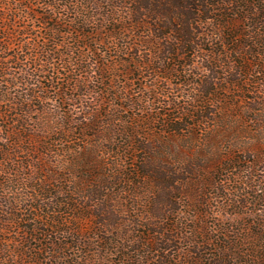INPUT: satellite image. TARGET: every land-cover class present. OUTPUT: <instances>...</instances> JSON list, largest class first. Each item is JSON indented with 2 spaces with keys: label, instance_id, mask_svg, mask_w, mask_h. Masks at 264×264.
Instances as JSON below:
<instances>
[{
  "label": "rangeland",
  "instance_id": "rangeland-1",
  "mask_svg": "<svg viewBox=\"0 0 264 264\" xmlns=\"http://www.w3.org/2000/svg\"><path fill=\"white\" fill-rule=\"evenodd\" d=\"M103 1L0 0V28L3 29L0 38H4L0 40V47H3L0 65V264H118L120 260H126L124 254L130 249L127 247L142 248L144 239L159 242L160 236L154 228L153 234L152 230L151 233L146 230V225L139 224L146 221L157 225L159 222L193 224L202 221L208 224L209 230L216 225L224 227L226 230L223 232L231 243H241L244 250H247L244 240L251 237L254 239V251L250 249V253L254 252L259 257L254 261L262 264L264 25H256L253 16L241 23V33L255 37L244 40L251 48L243 50L242 55L235 56L228 51L226 56L210 57V47L204 46V50H198L195 57L191 54V58L178 60L180 64L177 68L182 70L178 77L161 82H155L149 74L138 70L126 73L128 68L135 69L134 59L140 60L136 57L138 52L148 55L147 47L139 50L122 48L123 41L108 40L104 34L95 37L98 43L93 40L87 42L89 50L80 48L79 40L64 39L60 35L53 38L62 43L54 47L58 51L92 52V69L97 70L94 81L91 79L92 85L89 84L92 95L80 99L77 95L87 90L81 86L77 91L71 89L69 100L65 95L56 98L54 91L44 92V100L40 99L38 88L32 86L35 82L30 79L25 84L28 73L36 74L37 79L42 73L43 63H34V57L41 53L37 45L53 47L54 40L49 31L58 26L55 20L71 23L79 19L76 9L80 12L88 9L85 14L88 15L89 11L93 14V5H102ZM256 19L257 22H264V14L256 16ZM116 45L119 47L116 48ZM230 49L232 51V47ZM158 50H152L156 52V57ZM260 50L262 56L251 54ZM185 63L191 65V73L186 74ZM72 68L68 66L66 74L61 76L65 87L69 79L72 83L82 76L80 70ZM215 72L219 74L218 86L207 85L206 88V92L213 94H206L205 100L192 101L190 105L186 90H195V86L188 89L183 83L189 79L196 85L197 82L210 84L209 75ZM239 72L243 74L241 77L236 76ZM114 75L120 77L113 80ZM111 83L120 87L118 93L123 94L129 89L137 106H133L134 102L130 99L110 98L106 87ZM125 84L127 86L123 89ZM49 85L50 81L44 79L40 88ZM27 95H31L28 97L32 102H26ZM162 95L175 99L172 107L164 104L165 97ZM151 97L157 99L154 104L144 102ZM25 103L31 109L28 127L19 123L24 110L22 104ZM175 104L178 106L175 107ZM119 105L125 106V109L117 108ZM193 105L203 106L205 111L198 112L199 109L193 108ZM46 109L50 112L45 116L43 112ZM111 109L112 114H108ZM164 113H168L170 119L181 117L184 120H175L164 128ZM188 114L195 115L196 120H191ZM140 119L148 123V135L135 134V123ZM192 123L196 124L193 126ZM49 125H55L56 129H53L59 134L47 133L44 135L46 138L31 144L30 135L36 138L40 131L52 129ZM177 127L182 129L171 134V130ZM163 129L166 131L162 132ZM125 130L132 131L134 136L130 138L128 133L124 134ZM140 133L143 132L140 130ZM43 142L51 144L49 149L53 153L48 154L49 157ZM143 145L152 151H146ZM30 148L41 151L32 152ZM134 148L137 149L135 152ZM88 157L92 158V165L84 168V175H89V178L83 179L80 162ZM133 157L139 161L149 158L156 168L160 167L176 180L191 178L186 192L191 191L190 185L195 190L200 185V192L204 193L202 200L211 197V207L195 209L185 203L181 205L184 214L171 213L165 219L156 215L153 218L144 217L147 210L155 211L156 207L165 211L169 193L159 192L155 187L159 184L157 181L155 185H146L128 176L130 170L125 172V168ZM224 165H232L233 169L223 170ZM45 169L51 172L48 174ZM214 183L219 186L212 187ZM40 187L45 191H40ZM102 190L105 196L112 199L106 203L113 207L110 215L106 216L107 224L120 221L121 225L115 230L117 236L113 239L117 244L123 236L127 240L124 248L119 244L105 248L99 244L103 230L97 214H102L101 208L105 203L100 198ZM182 191L176 188L174 194L170 193L176 196ZM57 202L66 203V207L57 205ZM176 206L175 213H178L180 204L177 202ZM39 207H44V215ZM42 215L45 217L42 218ZM51 219L67 222L57 227L52 224L45 226L44 223H50ZM67 229L70 232L63 233ZM112 236L109 234L108 237ZM216 236L221 235H208L212 238ZM155 247L152 243L150 247L141 249L146 252L142 253L144 260L136 264H162L160 253L150 251ZM179 247L182 252L175 253L179 257L176 264H189L191 260L193 263L197 256H190L188 252L194 251V248L186 242H181ZM207 253L206 257L210 260L207 264H215L219 251L209 248ZM224 254L229 256V253ZM98 255H106L105 261L99 262ZM248 260L253 261V258L239 256V251L232 250V257H228L225 264H246Z\"/></svg>",
  "mask_w": 264,
  "mask_h": 264
},
{
  "label": "trees",
  "instance_id": "trees-1",
  "mask_svg": "<svg viewBox=\"0 0 264 264\" xmlns=\"http://www.w3.org/2000/svg\"><path fill=\"white\" fill-rule=\"evenodd\" d=\"M71 5L73 6V4ZM92 10H94L93 14L89 11L88 15H86L85 12H88V9L85 12H80L78 9H76V13L79 16V19H75L71 23H65L60 20H55L58 26L55 25L53 28H50L49 32L51 38L53 39L60 35H62L64 39L69 38L71 40L75 38L76 40H79L80 48L89 49V43L87 42L93 40L94 42L98 43L99 41L96 40L95 37L106 34L108 40L112 39L114 41L119 42L123 41V44L125 45L121 44L120 46H122V48H137L139 50L140 48L147 47L149 48L148 55H144L138 52L136 54V57L138 56L140 60L134 59L135 69L128 68L126 70V73H132L134 72V70H138L140 72L149 74L151 77H153V79H155V82H161L165 79L169 80V78L173 76L178 77L179 72L181 73L182 71L177 68V65L180 64L178 63L180 62L178 60H180V58H191L193 57V55L195 57L198 50H204V46L210 47V57L219 58L221 56H226L228 55V51H230V53L235 56L242 55L243 50H246L248 48L250 50L251 48V45L245 43L244 40L248 37H251L252 39H254L255 37H247V35L242 34L240 27L241 23L253 16L254 18L252 20L256 22V25H264V22H257L256 19V16L259 17L260 15L264 14V0H104L102 5H93ZM99 10H101V13H98ZM50 18L54 20L52 16H50ZM58 27L60 29H58ZM64 28H67L68 30H63ZM2 30L3 29L0 28V33L2 32ZM3 39L4 38H0V40L2 41ZM53 40V47L48 46V44H44L42 47L37 45V47L41 49V53L34 57V63H43V66H41L42 73L38 77V79L36 78V74L28 73V78H26L25 84L27 85V82L30 79L34 81L35 83H33L32 86L38 88V93H40V99L43 98L42 94H44V92L49 91H54L57 95L56 98H58V96L63 97L64 95L65 97H68L70 96L69 92H71V89L72 91H77L78 88H80L81 86H84L87 89L86 93L77 96L80 99L83 96H91L92 90H89V84L92 85L91 79L93 80V76L97 74V70L92 69V52H81L79 54L73 51H70L69 53L60 52L54 47H58L62 43H60V41H55V39ZM83 40L86 42L81 43L80 41ZM103 40L105 44H107L105 41L106 39L104 38ZM117 47H119V45H116V48ZM231 47L232 51L230 49ZM153 49H159L157 57L156 52L152 51ZM223 49L227 53L223 51ZM2 54L3 47H0V65L2 62ZM191 54L193 55L191 56ZM251 54L255 56H262V50L258 52H251ZM68 66H72V70H80L82 76L79 77L76 81H73L72 83L69 79L67 81L68 86L65 87L64 83L62 82L63 79L61 76H63L64 73L66 74V69H68ZM190 66L191 65L187 63L184 64V70L186 71V74L187 72L191 73L192 69H190ZM46 67H48L49 69H46ZM109 69H111V67ZM68 73L71 74V71H69ZM242 75L243 74L241 72L236 74V76L240 77ZM117 77L120 76L114 75L113 80ZM209 77L210 84L206 85L200 82H197L196 85L195 82L194 84L189 79H187L183 83V85L188 89L192 86H195L193 88L195 90H186V92H188L187 99L188 102L190 101V105L192 101L197 102L205 100L206 94H213L211 91L206 92V88L208 87L207 85L218 86L219 74L215 72L214 74L212 73L211 75H209ZM44 79L49 80L50 85L48 87L42 86L40 88V84ZM126 86V84L122 85V88L125 89ZM234 86L238 87V84L234 83ZM106 88L109 92L107 95L110 98L119 100L122 98L130 99L131 102H134L131 94L129 93V89L124 91V93L122 94L118 93L120 87H115L113 83H111V85L109 84ZM114 90L117 91V93ZM28 96L31 95L25 96L26 102H32V99H30L31 97ZM160 97L161 96H159L158 98ZM162 97H165L163 98L165 101L164 104H167L168 106L172 107V102L175 99L170 97V95H162ZM69 99L70 97H68V100ZM156 100L157 99L155 97H151L145 99L144 102L154 104ZM23 104V115L21 116V119L19 117L20 120H18L19 123H21L24 127H28V122L31 119V109L26 107V103L25 105ZM133 106H137V104L134 102ZM177 106L178 105L175 104V107ZM116 107L125 109V106L121 105ZM193 108H198L199 110L197 111L201 113L205 111V108L203 106L193 105ZM49 112L50 111L46 109V111L44 110L43 115L46 116ZM108 114H112V109ZM210 114L213 115V112H211ZM188 116L191 118V120H196L195 115L188 114ZM162 117L164 118V128H167L175 120H184L181 117L170 119L168 113L162 114ZM135 124V127L137 128V131L135 132L136 135H148V132H146L148 130V123L146 122V120L140 119ZM192 124L194 126L196 123ZM49 127L52 129L46 128L45 132H39L42 136L37 135L36 138H33L34 136L30 135V143L33 144V141H39L42 138H46L44 135L47 133H57L55 131V125H53V127L49 125ZM181 129V127L174 128L171 130L170 133L174 134L180 131ZM140 130L143 133H140ZM165 131L166 129H163L162 132ZM126 133L130 135V138L132 137V135L134 136V133L130 130H125L124 134ZM58 134L59 133H57V135ZM43 143L47 146L45 148L46 152H48L46 153V156L49 157V155H52L53 153V151L49 149L51 147V144L49 142ZM143 146L146 151H152L150 147L145 145ZM136 150L137 149L134 148V152ZM141 150L143 151V149ZM30 151L40 152L41 150L39 148H37L36 150L30 148ZM42 153L45 154L44 151ZM129 160L130 163L128 164V166L126 165L127 168L124 167L126 169L125 172L130 170V172L127 174L128 176H130L133 180L142 181L146 185L150 183L154 184V182L157 181L159 182V184L155 187L159 189V192L162 193L163 191H165L167 194L169 193V197H166L167 202L169 204L165 206V211H163L161 207V209H158V207H156L155 211L147 210V212L144 214V217L153 218L154 215H156L160 219H165V217H168L171 213L178 215L184 214L182 212L183 210H181V205H185V203H188V205H192V207H195V209L202 207H211V197L208 200H202V195H204V193L200 192V185L196 186V190L193 189L194 186L190 185L192 188L191 191L187 190L188 192H186L185 189H189V184H191V178H186V180H176L175 178H171L165 170L161 169L160 167L156 168L154 166V163L151 162L149 158H143L139 161L137 157H133ZM81 161L82 162H80V168L82 169V178L88 179L89 175L87 177L84 175L86 172L84 168L90 167L92 165V158L88 157L85 160L81 159ZM57 166L58 164H56V167ZM222 168L223 170L228 171L229 169L232 170L233 166L230 165L227 167L226 165H224ZM45 170L48 174L49 172H51L47 169ZM89 173L92 176V172ZM211 186L217 188V186L219 185L218 183H214ZM176 188L182 189L184 191L181 192V195L172 196V194L175 193ZM34 190L37 191V189ZM39 190L45 191L41 190V187ZM101 192L102 194L100 198L101 200H104L105 203L103 204L104 207L101 208L102 214H97L99 226L103 230V235L99 244H102L104 248L109 245L116 246L117 244H119L118 246H123L124 248L126 247L127 240L124 239L123 236L121 237V242H118L117 244L113 239L115 236H117L115 235V230H117L118 227L121 225L120 221L116 220V222L112 223L110 220L109 222L111 223L109 225L107 224L108 220L106 216L110 215L113 207L109 206L106 203H108V201L110 200L112 201V199H110L108 195L105 196L103 194L104 190H102ZM149 192L152 193V190H149ZM154 192L156 193L158 191ZM33 199H35V197ZM177 202L180 204V207H178L180 210L178 211V213H175V210H177ZM57 205L66 207V203L57 202ZM167 208L169 209L168 212ZM39 210H41L43 215L45 214L43 211L44 207H39ZM197 211H199V209ZM43 215L41 216L42 218L45 217H43ZM87 221H90L89 217H87ZM66 222L67 220L59 221L56 219H51L50 223L46 222L44 223V225L49 226L52 224L53 226L57 227L58 224H66ZM139 224L146 225V230L150 233L151 230L153 231L155 229V233H158L160 236V239H158L159 242H152L144 239V241H142V248H135L130 246L127 247L130 249L128 250V253L124 254V257L128 262H126V260H120L118 264H136L138 262L140 263L144 260L143 254L146 253L141 249H143L144 247H150L152 243H154L156 247L152 248L150 251L160 253L159 257L162 258V264H176V262L179 260V257L175 255V253L182 252V249H180L179 247V244L181 242L189 243V245L194 248V251L190 250L188 252L190 254L188 255L193 256L191 254H195L197 256L193 263L191 260L189 264H207V262L210 261L206 257L208 254L207 250L209 248H215L217 251H219L220 256L218 257L215 264H225L227 258L232 257V250L239 251V256L253 258V261L248 260L246 264H258L257 261H254V258L257 257V259H259V257L255 256L254 252L250 253V249H253L254 246V239L249 237L244 240V244H246L245 247H247V250H244V246H241V243H231L230 238L227 236L226 233L223 232L226 230V228L224 227L221 228L216 225L215 228L209 230L208 224L202 221H197L193 224H190V222H159L158 225L157 223L146 221L140 222ZM156 226L159 229H157ZM154 231L152 232L153 234ZM69 232V229L65 230V232L63 231V233L66 234H68ZM215 233H220L221 236H216L214 238L208 237V235ZM109 234H113V236L108 237ZM235 245H239V247H235ZM260 248L263 249L264 244ZM104 252L106 255L108 254L107 249H105ZM130 253L133 254L131 255L133 258L128 255ZM224 253H229V256H226ZM263 253L261 255L262 261L264 260ZM106 255H98V257L96 258L97 260H99V262H104ZM262 264H264V261L262 262Z\"/></svg>",
  "mask_w": 264,
  "mask_h": 264
}]
</instances>
